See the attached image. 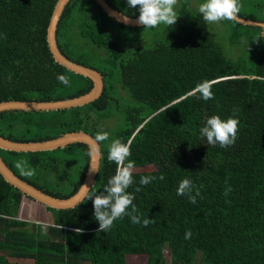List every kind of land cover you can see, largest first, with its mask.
Masks as SVG:
<instances>
[{
    "label": "trees",
    "instance_id": "trees-1",
    "mask_svg": "<svg viewBox=\"0 0 264 264\" xmlns=\"http://www.w3.org/2000/svg\"><path fill=\"white\" fill-rule=\"evenodd\" d=\"M56 2L0 0V102L61 100L93 87L89 77L62 66L50 52L47 27ZM107 2L139 17L138 6ZM254 7L264 13V0ZM176 13V23L165 24L161 38L139 48L126 34L134 32L137 39L142 25L116 21L94 0H70L66 5L56 29L58 47L70 60L102 74L101 94L67 109L1 111L0 135L27 142L81 130L96 138L102 131L98 121L120 112L123 122L108 140L99 142L101 165L91 191H102L115 175L102 172L104 165L114 163L107 158L112 140L129 144L134 168L149 167L132 170L134 182L127 189L135 197L141 223H132L126 215L100 231L87 195L66 209L38 202L50 214L46 225L21 219L20 206L34 199L0 174V264H16L9 258L31 259L33 264H126L127 254L146 255V264H167L165 248L169 264H264V46L256 42L247 54L230 60L189 0H181ZM238 15L264 22L255 13L239 10ZM226 21L259 37L264 33L260 26ZM58 75L68 77L70 86L60 83ZM205 81L214 94L207 101L198 88ZM118 87L133 104H122ZM234 111L239 120L235 144H208L200 135L207 119L216 115L226 120ZM74 156L78 165L67 182L50 180L49 174H58ZM0 157L21 179L66 198L84 179L89 149L83 142L43 151L0 148ZM21 160L25 171L34 169L33 175H23L15 166ZM142 176L156 179L141 185ZM185 178L193 183L192 195L199 193L195 204L177 194ZM147 217L154 220L144 226ZM189 230L192 235L185 239Z\"/></svg>",
    "mask_w": 264,
    "mask_h": 264
},
{
    "label": "clouds",
    "instance_id": "clouds-1",
    "mask_svg": "<svg viewBox=\"0 0 264 264\" xmlns=\"http://www.w3.org/2000/svg\"><path fill=\"white\" fill-rule=\"evenodd\" d=\"M128 7H139V17L137 24L144 28H155L159 24L164 23L172 26L176 23L178 15L175 11V6L178 0H127ZM239 0H205L200 4L199 12L205 22L213 23L220 20H234L240 10ZM127 19V18H125ZM57 79L65 86H70V80L64 75H58ZM202 99L205 101L214 98L211 92L209 82L205 81L198 85ZM235 111L233 116L224 120L219 116H212L207 119L204 127L200 129L201 137H206L207 143L210 145L219 144L221 148H227L235 144L237 140L239 120L235 118ZM109 139V133L100 131L96 135V140L102 142ZM131 156L130 145L122 142L121 139H114L109 145L108 161L114 162L117 165L116 173L108 179L107 184L102 191L92 192L88 185H81L80 191L87 193V200L93 201L94 218L99 223V230L106 231L111 228L113 222L117 219H122L124 216H129L131 222L134 224L141 223V216L138 214L139 210L133 203L135 199L132 193L127 189L133 184L132 170L135 162L129 160ZM127 161V162H126ZM23 160L16 163V167L23 175H33V170L25 171ZM90 175L97 172L95 168H90ZM154 176H142L140 179L141 185H147L155 180ZM164 179L163 176L160 177ZM193 183L190 179H183L177 189V194L187 195L192 204L196 203V196L192 195ZM136 191H140L138 187ZM227 195V192L225 193ZM131 209V211H129ZM154 219L144 218L142 223L147 226ZM76 231H82L76 229ZM191 231H186L185 239L191 237Z\"/></svg>",
    "mask_w": 264,
    "mask_h": 264
},
{
    "label": "water",
    "instance_id": "water-1",
    "mask_svg": "<svg viewBox=\"0 0 264 264\" xmlns=\"http://www.w3.org/2000/svg\"><path fill=\"white\" fill-rule=\"evenodd\" d=\"M70 0H57L54 7L49 25L47 27V42L51 54L56 62L66 67L67 69L81 74L83 76L89 77L93 81V87L86 93L61 100H50V101H22V100H7L0 102V112L6 110H23V111H49V110H59L67 109L71 107H77L87 104L94 99H96L102 92L104 87L103 76L96 69L84 66L82 64L76 63L66 57L58 47L56 39V29L58 25L59 18L69 3ZM101 9L109 16L114 18L116 21L121 22L126 25L131 26H141L136 23L138 17H130L112 7L107 0H94ZM127 18V19H125ZM235 21L243 25H253L260 26L264 29V22H259L252 20L250 18H243L237 15L234 19ZM75 142H83L88 145L89 149V162L87 171L85 173L84 179L81 185H88L89 188L95 183L96 175L100 169L101 165V147L99 142L91 134L85 131H74L64 133L56 138L43 140V141H27L20 142L4 138L0 135V148L12 150V151H43V150H54L59 147H65L68 144ZM90 168H95L97 172L90 175ZM0 174L2 177L9 182L11 185L18 188L25 195H28L34 199V201L39 202L47 207L55 209H66L77 205L80 201L84 199L87 193H82L79 189L71 196L66 198H60L48 194L34 185L28 183L27 181L21 179L17 176L3 161L0 157Z\"/></svg>",
    "mask_w": 264,
    "mask_h": 264
},
{
    "label": "rangeland",
    "instance_id": "rangeland-1",
    "mask_svg": "<svg viewBox=\"0 0 264 264\" xmlns=\"http://www.w3.org/2000/svg\"><path fill=\"white\" fill-rule=\"evenodd\" d=\"M263 0H242V6L240 7V10L243 12H246V14H253L255 13L256 16L259 18H264V13H261L258 11L256 7H254V4L256 2H261ZM190 7L194 10H199L200 4L204 3L205 0H189ZM116 3L118 5H123L127 3V0H116ZM181 0H178L177 5L175 6V11L180 7ZM211 29L214 31L216 38L218 42L223 47L224 51L227 52L228 59L234 60L238 57L247 54L254 43L263 44L264 46V33L259 34L256 31L250 30L246 31L244 29H234L233 25L226 20H220L218 22L208 23ZM165 26L164 23L159 24L155 28H139L138 30V37L135 39L134 32H129L127 37H129L130 43L133 44V46H137L139 48L146 47L153 43L155 40L161 38L162 36V30ZM109 33L111 36L114 35L113 30H109ZM122 37H125V34L122 33ZM230 38H233L236 40L235 43H231ZM100 51L103 53V49H100ZM118 92L121 96H124V99L122 101V104L130 103L133 104L134 100L130 98L129 94L122 89L121 87H118ZM123 114H120V112L114 111L108 118H105L101 121H98L97 127L102 130L106 131L110 134H112L123 122ZM78 156H74L72 159H69L64 163V165L61 167L58 174L53 173L52 175L49 174V178L52 181H62L67 182L69 179L72 171H74L77 168L78 165ZM117 165L115 163H108L103 166L102 172L103 173H116ZM143 169H149V167H141V168H133V170H143ZM48 177V175H47ZM64 187H67V185H63ZM26 202L22 203L20 206V209L18 211V217L21 219H27L30 221H36L40 223H44L43 225H46L45 223L50 222V214L44 213L43 206L39 204L38 202ZM42 225V224H41ZM164 256L167 261V264H169V250L167 248L164 249ZM9 260L12 263L16 264H33V261L31 259H23V258H9ZM146 258L144 257H138L137 260L130 264H145ZM195 264H203L199 261H195Z\"/></svg>",
    "mask_w": 264,
    "mask_h": 264
},
{
    "label": "crops",
    "instance_id": "crops-1",
    "mask_svg": "<svg viewBox=\"0 0 264 264\" xmlns=\"http://www.w3.org/2000/svg\"><path fill=\"white\" fill-rule=\"evenodd\" d=\"M259 22H261V21H259ZM138 257H144V258H146V261H147V257L144 254H140V255H138V254H127L126 257H125L126 258V264H130L131 262L134 263L137 260Z\"/></svg>",
    "mask_w": 264,
    "mask_h": 264
}]
</instances>
